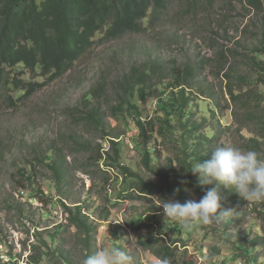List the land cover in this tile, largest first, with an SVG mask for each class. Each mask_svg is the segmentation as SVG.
Returning <instances> with one entry per match:
<instances>
[{"label": "rangeland", "instance_id": "obj_1", "mask_svg": "<svg viewBox=\"0 0 264 264\" xmlns=\"http://www.w3.org/2000/svg\"><path fill=\"white\" fill-rule=\"evenodd\" d=\"M188 3L169 0L156 24L139 33L104 40L106 27L95 31L92 46L65 73L51 79L33 74L31 80L42 85L19 101L0 95V264H31L39 251L37 264H81L87 245L68 224L62 202L81 204L93 219L90 254L119 248L132 257L131 264H162L139 242L150 234L159 239L157 247L171 244L169 264H264V201L247 202L222 186V206L233 210L227 223L188 230L164 216L162 205L170 196H139L129 175L105 165L112 139L120 164L158 183L155 170H167L176 146L154 134L148 145L151 170L146 169L135 116L162 117L160 102L182 75L192 93L188 109L202 133L214 137L216 148L251 150L252 131L239 121L246 110L263 119L264 109L255 101L243 106L244 97L233 101L223 76L230 72L235 89L244 75L254 82L242 91L262 90L250 58L262 40L264 6L249 8L247 0L198 2L196 8ZM258 124L251 127L261 132ZM259 154L264 158V145ZM52 162L63 171L60 180ZM182 187L187 200L200 199L199 191ZM39 191L43 200L32 196Z\"/></svg>", "mask_w": 264, "mask_h": 264}, {"label": "trees", "instance_id": "obj_2", "mask_svg": "<svg viewBox=\"0 0 264 264\" xmlns=\"http://www.w3.org/2000/svg\"><path fill=\"white\" fill-rule=\"evenodd\" d=\"M211 1L188 0V7L196 8L198 2L211 4ZM168 4L169 0H0V90L4 92L0 95L8 102L21 100L42 85L38 81L31 80L33 74L51 79L65 73L71 68L75 59L92 46V36L95 31L106 27L102 37L104 40L142 32L156 24ZM247 4L249 8L258 10L264 6V0H247ZM144 20L146 25L143 23ZM261 36L260 45L254 46L250 60L256 67L255 73H258L255 81L261 85L262 90L242 91V86L254 82L244 75L237 78L241 83L237 89L231 83L230 72L224 74L223 81H226V92L233 101L244 97L243 106L248 107L252 101H255L257 107L261 105L264 109V26ZM36 68L39 70L38 73L35 71ZM139 92L141 96L143 89L140 88ZM191 94L186 86V78L184 79L182 75L181 80L170 85L167 99L160 102L158 108L162 110V117L141 120L139 114L135 116V125L139 130L137 141L144 145L141 154L146 169L151 170L152 152L148 145L154 134L162 141L167 140L176 146V155L171 158L167 170L160 167L155 170L159 176L158 183L144 181L138 173L120 164L118 145L116 141L109 139L112 154L108 150L104 152L106 158L110 160L105 162V165L117 169V172L124 176L129 175L137 184L139 196L160 194L184 202L187 197L183 184L199 191L201 196L205 190L213 187V185L197 186L198 174L193 175L191 172L195 163H203L216 148L214 137L202 133L200 122L194 119L193 112L188 109ZM243 117L246 119L239 121L240 127L252 131L253 134L247 139L248 147L259 153L261 145H264V118L253 119L251 110H246ZM92 119L94 123L98 122V118ZM255 120L259 122L261 132L252 129L251 125ZM176 159L177 167H174L172 162ZM48 165L57 180H60L63 171L58 164L52 162ZM180 180L187 183H181ZM177 189L179 191L174 195ZM32 196L40 200L44 199L41 191ZM62 204L68 224L75 228V232L81 235L84 244L87 245L86 257L91 255L88 245L90 236L96 228L93 219L83 211L81 204L71 206L63 202ZM107 214L105 213L104 219ZM153 237L154 235L149 234L139 242L143 248L162 260L174 255L169 247L171 244H160L157 247L154 243L159 239L153 240ZM42 244L45 246L44 242ZM33 248L39 250L38 246ZM56 252L60 254L61 251ZM42 254L39 251L31 264H37L42 260ZM52 254L56 255L54 250Z\"/></svg>", "mask_w": 264, "mask_h": 264}, {"label": "clouds", "instance_id": "obj_3", "mask_svg": "<svg viewBox=\"0 0 264 264\" xmlns=\"http://www.w3.org/2000/svg\"><path fill=\"white\" fill-rule=\"evenodd\" d=\"M191 172L198 174L197 186L213 185L199 200L166 199L162 205L164 216L190 230L194 224L223 226L233 210L222 206L220 186L235 191L247 202L264 201V158L254 150L235 146L215 148L203 163H195ZM187 183V181H181ZM179 189L175 190L178 193ZM132 257L124 250L101 249L85 257L81 264H131ZM162 264H169L167 259Z\"/></svg>", "mask_w": 264, "mask_h": 264}]
</instances>
